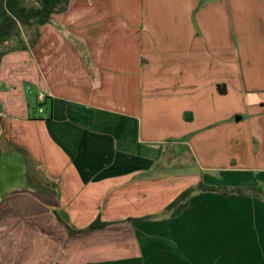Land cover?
Wrapping results in <instances>:
<instances>
[{
  "label": "crops",
  "instance_id": "0c3cea01",
  "mask_svg": "<svg viewBox=\"0 0 264 264\" xmlns=\"http://www.w3.org/2000/svg\"><path fill=\"white\" fill-rule=\"evenodd\" d=\"M38 33L0 64V264H264V0H71ZM200 183L247 192L138 221Z\"/></svg>",
  "mask_w": 264,
  "mask_h": 264
},
{
  "label": "trees",
  "instance_id": "16d2710c",
  "mask_svg": "<svg viewBox=\"0 0 264 264\" xmlns=\"http://www.w3.org/2000/svg\"><path fill=\"white\" fill-rule=\"evenodd\" d=\"M71 0H36V5L27 6L24 0H0V64L2 59L10 52L25 51L29 46L20 41L21 47L9 50L6 44L12 42L18 36H21V29L35 30L36 37L32 40L30 47H33L39 38L38 29L40 26L49 24L55 14L64 12ZM45 104H40L44 106ZM251 191V189H250ZM203 192H221L223 194L236 193L244 195L247 189L243 188H217L200 183L197 186L190 187L182 192L171 204H169L162 215L150 216L138 221H148L157 219L159 216L176 218L187 208L191 197L196 193ZM133 221V220H130ZM112 225L97 219L86 230L81 233L104 230ZM78 233V232H73Z\"/></svg>",
  "mask_w": 264,
  "mask_h": 264
},
{
  "label": "rangeland",
  "instance_id": "374dc122",
  "mask_svg": "<svg viewBox=\"0 0 264 264\" xmlns=\"http://www.w3.org/2000/svg\"><path fill=\"white\" fill-rule=\"evenodd\" d=\"M24 2L29 7L36 5V0H24ZM20 34H21V36H18L17 38L12 40V42L6 44L5 47L8 48L9 50H13L15 48L21 47L22 43L20 41H23L26 44V46H30L32 40L36 37L35 30H29V29H25V28L21 29ZM259 54L262 56V60H264V51L259 53ZM33 91H34L33 88L25 86V94L31 95V94H33ZM40 107L45 109V105L44 106H40V105L36 106L35 111L38 114H39L38 110ZM41 114L44 118L46 117V118L50 119V113H47L46 110H43V113H41ZM56 214H57V212H55V213L53 212L54 219L66 230V232L69 236L80 234L81 232H83L84 230H86L88 228L87 227V228L82 229V230H77V229L71 228L70 226L68 227V225L64 227V224H62L60 222V220L58 219ZM148 221H150V220H148ZM75 231L78 233H73Z\"/></svg>",
  "mask_w": 264,
  "mask_h": 264
},
{
  "label": "built area",
  "instance_id": "2783aa9c",
  "mask_svg": "<svg viewBox=\"0 0 264 264\" xmlns=\"http://www.w3.org/2000/svg\"><path fill=\"white\" fill-rule=\"evenodd\" d=\"M39 99H40V100H39L40 102L43 101V97H42V95L39 96ZM43 110H44V109L40 107L38 111H39V113L41 114V113H43Z\"/></svg>",
  "mask_w": 264,
  "mask_h": 264
}]
</instances>
